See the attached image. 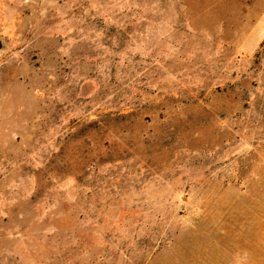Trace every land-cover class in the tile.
Masks as SVG:
<instances>
[{"label":"rangeland","instance_id":"obj_1","mask_svg":"<svg viewBox=\"0 0 264 264\" xmlns=\"http://www.w3.org/2000/svg\"><path fill=\"white\" fill-rule=\"evenodd\" d=\"M0 264H264V0H0Z\"/></svg>","mask_w":264,"mask_h":264}]
</instances>
